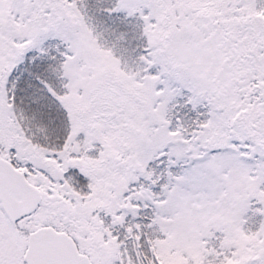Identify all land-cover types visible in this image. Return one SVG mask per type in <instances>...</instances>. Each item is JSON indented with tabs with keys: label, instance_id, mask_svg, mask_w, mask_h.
I'll list each match as a JSON object with an SVG mask.
<instances>
[{
	"label": "snow or ice",
	"instance_id": "6c2138e0",
	"mask_svg": "<svg viewBox=\"0 0 264 264\" xmlns=\"http://www.w3.org/2000/svg\"><path fill=\"white\" fill-rule=\"evenodd\" d=\"M0 264H264V0H0Z\"/></svg>",
	"mask_w": 264,
	"mask_h": 264
}]
</instances>
